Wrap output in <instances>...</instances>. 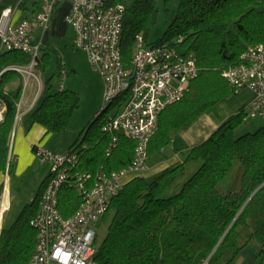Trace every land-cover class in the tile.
Segmentation results:
<instances>
[{
    "label": "trees",
    "instance_id": "obj_1",
    "mask_svg": "<svg viewBox=\"0 0 264 264\" xmlns=\"http://www.w3.org/2000/svg\"><path fill=\"white\" fill-rule=\"evenodd\" d=\"M112 1L126 7L121 41L125 61L130 59L138 35H142L145 46L164 41L150 42L157 20L154 0ZM179 1L165 39L175 37L173 43L177 45V39L183 38L179 47L196 54L201 70L185 97L160 113L149 155L160 152L172 142L175 132L232 95L235 91L222 77L224 70L238 64L248 46L264 43V0ZM11 5L26 3L0 0V16ZM30 59L23 51H4L0 71L13 64L28 65ZM37 60V67L43 68L48 53ZM24 81V75L16 70L7 69L0 75V104L5 108L0 118V174H9L13 167L11 136L21 112L18 104ZM126 99L120 97L116 107ZM78 105L74 91L49 93L32 107L33 122L43 125L48 133L60 131ZM245 114L244 108L240 109L190 149L186 162L200 165L175 194L168 191L184 175L185 163L166 168L151 179L136 176L124 184L100 221L110 219L107 234L101 239L97 232L95 238L98 264H233L253 241L259 243L258 264H264V125L254 133L234 137ZM90 127L92 131L85 136L87 147L80 150L79 170L95 171L101 165L120 170L133 162L135 141L119 131L116 147L107 155L111 135L102 132L100 117ZM237 162L238 185L232 182L222 189L221 183L228 180ZM49 176L41 184L30 215L9 227L3 224L0 264L29 263L37 236L31 219ZM79 204L77 190L67 183L59 194L60 212L70 216Z\"/></svg>",
    "mask_w": 264,
    "mask_h": 264
},
{
    "label": "built area",
    "instance_id": "obj_2",
    "mask_svg": "<svg viewBox=\"0 0 264 264\" xmlns=\"http://www.w3.org/2000/svg\"><path fill=\"white\" fill-rule=\"evenodd\" d=\"M60 1L44 0L34 18L17 25L11 23V8L0 16V54L18 50L31 56L28 65L13 64L3 70L22 73L26 86L37 82L31 108L42 92L36 72L41 44L34 42L33 33L38 28H48ZM125 10L123 3L112 0H74L66 21L74 29L75 45L87 52L93 68L104 80V105L97 116L101 118L111 110L102 119V132L111 135L107 155L116 147L120 131L136 142L135 157L120 170H108L101 165L95 171H81L80 150L87 147L86 134L66 153L54 152L43 144L34 145L40 163L50 164L51 170L36 215L31 219L37 236L28 264H98L97 231L93 226L101 221L112 198L123 189L125 177L130 172L148 169L149 144L157 131L160 113L180 102L200 75L196 54L179 47L183 38L177 39V45L164 40L145 46L142 35H138L131 57L125 61L121 47ZM222 77L235 92L251 89L254 98L245 107V115L264 119V43L248 46L240 62L225 69ZM123 96L127 98L125 103L116 107L115 102ZM23 104L24 97L18 104L19 110ZM19 116L20 112L16 120ZM67 183L77 190L80 204L72 215L65 217L59 210V194ZM4 197L5 194L0 202ZM3 213L0 210V234Z\"/></svg>",
    "mask_w": 264,
    "mask_h": 264
},
{
    "label": "rangeland",
    "instance_id": "obj_3",
    "mask_svg": "<svg viewBox=\"0 0 264 264\" xmlns=\"http://www.w3.org/2000/svg\"><path fill=\"white\" fill-rule=\"evenodd\" d=\"M153 2H155L157 9V20L150 36V42L155 43L161 39L175 42V37L165 39V33L176 15L180 1L154 0ZM53 42L54 44L47 45L40 50V58L43 54L48 53V63L44 66L45 68L36 67V72L40 76L42 85L41 100L47 94L60 90L74 91L78 96L79 105L73 110L66 127L60 131L51 132L48 137L50 141L49 147H52L53 150L66 148L65 150L68 152L79 143L87 131H92L93 127H90V125L97 118L98 111L104 105V80L100 73L93 68L87 52L77 47L74 39H70L67 42ZM47 85H49L48 88ZM37 87L36 81L33 86H26L24 81L22 97H24L25 104L22 105L21 111H24L26 106L32 102ZM100 88L101 92H99ZM110 113L111 110L104 112L100 121ZM263 125L264 119L261 117H246L235 129L234 137L238 138L248 133H254ZM156 154L152 156L156 157ZM153 157L150 159L151 162L154 159ZM16 165L17 163L13 162V167L8 177L5 175L7 180L5 183H8L10 196V207L3 217L5 227H9L19 218H26L30 215L39 197L38 193L42 184L41 169L51 168L50 164L42 165L38 158L32 165L20 171L17 170ZM199 165L200 163L197 161H190V164L186 166L187 169H185L184 175L178 179L168 193L175 194L178 192L184 182L194 174ZM239 166L240 164L237 162L228 180L221 183L220 187L222 189H225L232 182L238 185L236 178L238 172H240ZM146 178L151 179L152 177ZM109 223L110 219L93 226L98 232L99 238L102 239L107 234ZM258 244L257 241H253L250 246L240 253L233 264H258L259 261L256 258L259 251Z\"/></svg>",
    "mask_w": 264,
    "mask_h": 264
},
{
    "label": "crops",
    "instance_id": "obj_4",
    "mask_svg": "<svg viewBox=\"0 0 264 264\" xmlns=\"http://www.w3.org/2000/svg\"><path fill=\"white\" fill-rule=\"evenodd\" d=\"M23 1L26 3L25 6L15 5L13 7L11 5V7L9 6L6 8H11L12 10L10 18L11 23L14 25L19 24L25 19L34 18L41 11L44 2V0ZM73 1L74 0H61L58 3L48 28H38L33 33L35 43L40 42L42 48H44L47 45L54 44L53 41L67 42L70 39H74V29L66 21V15L71 10ZM35 2L39 4V7L38 5L36 6ZM5 68L6 67L0 71V75ZM101 88L99 92H101ZM253 98L254 92L251 89L244 88L221 100L217 105H214V107L212 106L206 112L198 116V119H196L194 123L175 132L172 142L160 152H157L156 157L150 155V157H148V169L133 173L130 172V174L125 177L124 182L131 181V179L136 176L153 177L166 168L175 167L181 163H185V169H187L186 166L190 164V161L186 162V158L190 149L204 142L227 118L239 113L240 109H245ZM31 109L30 103L26 106L24 111L20 112L19 119L16 121L15 129L11 136L12 161L17 163L16 166L18 171L32 165L37 159L33 148L36 144H43L57 153H66V148L53 150L52 147L48 146L50 142L48 139L50 133L47 132V129L43 125L33 122ZM4 110L5 108L0 104L1 117ZM151 157L154 158L152 162L150 160ZM50 170L51 168L41 169L42 182L49 176ZM5 175L6 174L3 173L0 174V197L3 196L6 189H8V183H5L7 181ZM2 186H4L3 189ZM9 207L10 196L8 190V207L4 213Z\"/></svg>",
    "mask_w": 264,
    "mask_h": 264
},
{
    "label": "bare ground",
    "instance_id": "obj_5",
    "mask_svg": "<svg viewBox=\"0 0 264 264\" xmlns=\"http://www.w3.org/2000/svg\"><path fill=\"white\" fill-rule=\"evenodd\" d=\"M0 118H1V111H0ZM7 207H8V189H6L4 200L0 202V210L4 212V210Z\"/></svg>",
    "mask_w": 264,
    "mask_h": 264
}]
</instances>
